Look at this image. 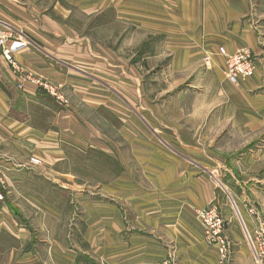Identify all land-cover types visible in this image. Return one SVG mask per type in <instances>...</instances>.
Returning a JSON list of instances; mask_svg holds the SVG:
<instances>
[{"label": "crops", "instance_id": "1", "mask_svg": "<svg viewBox=\"0 0 264 264\" xmlns=\"http://www.w3.org/2000/svg\"><path fill=\"white\" fill-rule=\"evenodd\" d=\"M98 2L101 17L110 10L108 19L148 37L147 91L136 53L127 59L138 75L132 103L122 86L123 32L114 49L103 39L53 44L31 0H0V19L35 43L17 53L18 62L64 86L72 100L62 107L34 85L18 90L0 58V192L21 197L0 203V264H46L45 245L51 264H206L210 255L220 264L196 217L211 203L228 221L236 248L230 264H252L245 236L264 223V0ZM220 46L249 50L255 74L231 83ZM26 147L40 160L36 178L57 182L72 214L15 186L38 166ZM18 160L19 176L12 172ZM79 218L83 233L72 237Z\"/></svg>", "mask_w": 264, "mask_h": 264}, {"label": "rangeland", "instance_id": "2", "mask_svg": "<svg viewBox=\"0 0 264 264\" xmlns=\"http://www.w3.org/2000/svg\"><path fill=\"white\" fill-rule=\"evenodd\" d=\"M31 3H32V6L37 7L40 11H43L44 19H45L43 21L44 28H45L44 35H45V38H47L53 44L55 42L56 44H59L61 46L75 45V44L85 45L88 43V40H91V42L97 43L101 39H103L105 41V44H108L110 49L112 48L114 49L117 45V41L119 38L117 36L121 32H123L125 34L124 41H123L125 46L122 48V50L119 51L118 54L122 57H125L126 59V62H125L126 71H124L125 73L123 75L125 79H123L124 84H122V86L124 87V91H125L124 94H125L126 100L127 102L132 103L133 102L132 97L134 93L137 92V89H134V85H133L134 83L132 84V81L138 75L135 74L137 73L135 68L132 69V67L129 66L131 61L127 60L133 55V53H136L137 62L139 63V66L141 67V69H138V71L141 73V76H142L141 78L146 79L145 81L141 80V88L142 90L144 88L147 91V88H148L147 83H148V80H149L148 78L150 74L146 73V68L143 65L142 57L149 53V40L147 39L148 37L146 35L141 33V31L139 32L136 31L132 25L127 23V21L125 24H123L111 18L108 19L111 15H113L112 11L110 10L108 11L109 13L106 12L104 17H101V14H100L101 5L98 2V0H31ZM19 30H22V29L19 28ZM24 32L27 33L26 31ZM54 38L55 40H53ZM154 42L155 40L153 41V43ZM119 43L121 44L120 40H119ZM142 43L144 44L141 46ZM113 56L114 58H112ZM110 61L112 63L116 62V56L111 52H110ZM20 67L24 70L25 73H32L35 77L42 78V80L49 81L53 83L54 85L58 86L60 91L68 99V103H65V104L62 103V105L58 103L59 106H62V107L71 106L72 104L71 94L67 91V89L64 86L59 85L57 82H55L54 80H51L50 78L35 74L25 69L21 64H20ZM11 69L14 73L13 81H14L15 87L20 91L25 90L27 86H25L24 88H19L14 69L12 67ZM108 72H109V75L110 74L115 75L116 68H113L112 66H110L108 69ZM135 82H136L135 87H137L138 82L137 81ZM46 94L49 95L48 93ZM51 98L55 101L53 97ZM110 101H112L114 105L117 104L113 100H110ZM143 104L145 105V103ZM126 107L129 108V105L126 104ZM24 150L27 151L25 153L28 155L26 159L27 160L30 159L31 161V158H32L31 156L35 152L34 147H26L24 148ZM19 155H24V153L21 152V154ZM20 163L21 161L18 160V162H15L16 165H13L14 170H12V172L15 173L16 175L22 171L24 172V170L19 171L20 169H23V167L19 168L20 166L18 165ZM17 171H19V173ZM31 171L34 172L33 174L34 178L30 180L29 179L17 180L15 186L18 188L20 187V189H22L23 192L26 191L31 196L38 198L40 201L45 202L47 204L53 203V201H58L60 202L61 207L62 206L65 207V211L68 215L72 214V212H69V206L67 203L68 196L64 194L63 191H61V187L57 184V182H54L53 180H48V179L36 178L38 174L42 171L41 166H39V164L37 167L34 166V170H31ZM16 196L17 195L13 194L12 196H8L6 199H8L9 201L12 200L15 203H21V197L16 198ZM3 199H4L3 197L0 198V203ZM6 199L4 200L6 201ZM217 206L219 207L218 204ZM33 209L36 211L35 208ZM30 211H31L30 214L34 212L32 210ZM76 211H77V215H80V209H77ZM69 218H70L69 216H66L65 220L62 223L65 229L66 227H68V223L70 222ZM46 225L47 226L49 225L48 220H46L45 222V226ZM74 225H76L77 230L72 232V234L74 235L72 237H75V236L79 237L83 233V223L81 222V219L79 218L78 222H75ZM33 226L36 229V234L39 235L40 237H43L46 234L45 232H42L36 226V224H33ZM62 236H65V235L63 234ZM245 239L248 241L247 234L245 236ZM48 246L49 245H45L46 264H51V262L48 261V253H49ZM79 246L84 247V244H81ZM207 246L211 247L209 243H207ZM250 249H252L251 246H250ZM234 250H236V248L232 250V246H231L229 259L227 261L221 262L220 264H230V261L234 254L233 253ZM209 253L211 254L214 253V250L212 248L211 250H206V254L210 255ZM211 260H212L211 255L206 256V264H211L209 263V261ZM219 261H221L220 257H219ZM183 262L184 261H180L178 259L171 260V264H184L185 262L184 263ZM252 264H256L253 253H252Z\"/></svg>", "mask_w": 264, "mask_h": 264}, {"label": "built area", "instance_id": "3", "mask_svg": "<svg viewBox=\"0 0 264 264\" xmlns=\"http://www.w3.org/2000/svg\"><path fill=\"white\" fill-rule=\"evenodd\" d=\"M34 41L22 30L0 19V58L14 69L19 88L34 85L53 97L58 103H68V99L60 91L59 87L42 78L35 77L32 73H25L16 59L17 53L31 45ZM219 54L224 57L223 74L233 84H239L242 80L255 74L256 63L253 54L249 50H238L229 53L224 46L219 47ZM33 164H40L36 157L31 158ZM3 195L0 193V198ZM249 213L256 216L253 208ZM196 217L204 230V238L210 245H216L221 262L230 257V240L226 234V219L219 207L211 203L209 206L198 209ZM249 245L256 264H264V223L253 234L246 233Z\"/></svg>", "mask_w": 264, "mask_h": 264}]
</instances>
